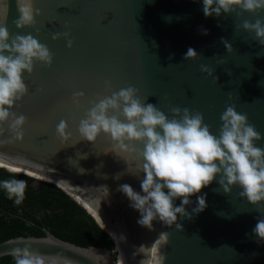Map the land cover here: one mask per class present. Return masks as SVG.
Masks as SVG:
<instances>
[{"label": "water", "instance_id": "95a60500", "mask_svg": "<svg viewBox=\"0 0 264 264\" xmlns=\"http://www.w3.org/2000/svg\"><path fill=\"white\" fill-rule=\"evenodd\" d=\"M33 8L39 9L35 23L17 28L16 0H8L0 24L10 36L31 34L49 48L53 60L50 65L34 62L33 71L22 74L27 92L11 111L26 117L23 137L16 139L7 124L0 126V167L50 176L32 177L69 194L111 236L114 247L76 245L45 229L44 236L0 241V256L27 248L42 255L45 264H151V246L165 231L163 264H264V241L257 243L252 233L256 217L264 215V202L258 213L257 206L239 196L238 185L224 193L213 180L201 189L206 193L203 211L191 219L178 214L182 231L157 221L149 231L137 224L139 213L118 190L127 183L140 191L134 175L140 158L116 154L103 133L92 143L81 140L77 131L94 103L132 86L142 103H152L169 117L172 107L200 112L216 135L221 113L232 105L261 133L255 145L264 148V45L254 32L237 28L244 20H264V10L205 17L200 0H33ZM57 32L69 35L53 39ZM221 38L231 43V52ZM189 47L198 55L186 60ZM201 65L210 67L213 76ZM78 91L84 95L73 104L72 94ZM61 120L71 133L66 141L56 135ZM198 194L185 206L189 212Z\"/></svg>", "mask_w": 264, "mask_h": 264}, {"label": "clouds", "instance_id": "9594fccd", "mask_svg": "<svg viewBox=\"0 0 264 264\" xmlns=\"http://www.w3.org/2000/svg\"><path fill=\"white\" fill-rule=\"evenodd\" d=\"M200 2L205 17H221L232 12L239 16L241 11L255 13L264 10V0ZM16 4L19 13L14 21L16 27L34 24V11L39 15V9L34 10L33 0H16ZM7 12L8 0H0V21L6 18ZM237 28L254 32L258 43L264 45V20L257 18L254 23L244 20ZM202 32L207 34V29H202ZM61 35L68 37L69 33L57 32L53 39ZM221 41L231 52V43L224 38ZM71 45L72 40L68 39L67 46ZM197 55L196 50L189 47L184 59H193ZM52 60L49 48L31 34L10 36L7 27L0 24V126L7 124L16 139L23 137L21 129L26 120L24 115L11 111L27 92L22 74L31 73L34 62L50 65ZM201 71L213 76V70L206 65H201ZM105 84L107 86L108 82ZM136 93L137 89L129 86L99 99L79 121L77 131L81 140L92 143L103 133L110 138L116 154L125 153L142 161L136 165L134 173L140 179V191L127 183L118 186L129 206L139 213L138 225L152 231L153 221H157L162 226L175 225L182 231L178 214L191 219L203 211L206 193H201V189L213 180L224 193L238 185L241 189L239 196L257 206L258 213L261 212V202H264V148L255 145V141L262 138L261 133L248 123L246 114L238 113L232 105L226 106L220 115L221 126L216 135L203 122L200 112H190L187 107H172L169 117L152 103H142ZM83 95L82 91L74 92L73 104H78L79 97ZM120 116L124 119L121 120ZM3 131L0 127V133ZM56 135L61 141L70 138L71 133L67 131L64 120L57 124ZM137 141L143 144L142 149L136 147L134 142ZM0 187L10 199L15 198L16 204L22 202L24 181L3 180ZM194 194H198L195 206L189 212L185 206L193 204L190 197ZM105 195H109V190ZM177 199L179 204H176ZM252 233L257 243L264 241V215L256 217ZM122 238L126 239L125 236ZM167 238L165 231L159 233L151 246V264H163L164 255L160 249L167 243ZM138 247L143 248L142 245ZM14 256L15 264H45L42 255L27 248L16 250Z\"/></svg>", "mask_w": 264, "mask_h": 264}, {"label": "trees", "instance_id": "16d2710c", "mask_svg": "<svg viewBox=\"0 0 264 264\" xmlns=\"http://www.w3.org/2000/svg\"><path fill=\"white\" fill-rule=\"evenodd\" d=\"M33 177L0 167V181L25 182L24 198L19 204L0 187V241L17 236H44L48 229L76 245L113 249L111 236L69 194L52 182L36 181ZM0 264H15L14 254L0 256Z\"/></svg>", "mask_w": 264, "mask_h": 264}, {"label": "bare ground", "instance_id": "6f19581e", "mask_svg": "<svg viewBox=\"0 0 264 264\" xmlns=\"http://www.w3.org/2000/svg\"><path fill=\"white\" fill-rule=\"evenodd\" d=\"M14 169H11V170H17V169H19V170H17V171H20V172H24V173H27V174H29V175H31V176H34L36 179H40V180H46V179H42V178H38L37 176H35L34 174H32V173H34V172H31V171H29V170H25V169H22V168H18V167H14V166H12ZM22 170V171H21ZM30 172V173H29ZM36 174V173H35ZM38 175V174H37ZM39 176H42V177H45V178H48L47 180H52V178H50V176L48 177V176H43V175H39ZM120 262L121 261H119V264H120Z\"/></svg>", "mask_w": 264, "mask_h": 264}, {"label": "rangeland", "instance_id": "374dc122", "mask_svg": "<svg viewBox=\"0 0 264 264\" xmlns=\"http://www.w3.org/2000/svg\"><path fill=\"white\" fill-rule=\"evenodd\" d=\"M115 254H116V252H115ZM120 264H122V262H120Z\"/></svg>", "mask_w": 264, "mask_h": 264}]
</instances>
